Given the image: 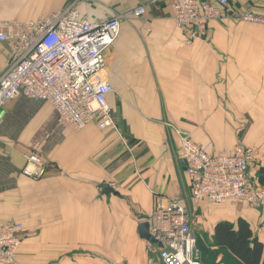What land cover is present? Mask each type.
<instances>
[{"label": "crops", "instance_id": "crops-1", "mask_svg": "<svg viewBox=\"0 0 264 264\" xmlns=\"http://www.w3.org/2000/svg\"><path fill=\"white\" fill-rule=\"evenodd\" d=\"M172 0H0V21H31L72 5L83 18L119 17L104 54L115 128L73 131L43 99L9 101L0 118V225L16 233L19 264H162L138 225L153 220L154 200H183L191 229L211 239L219 221H247L264 244V206L195 204L179 158V130L210 153L236 145L264 167V25L213 20L208 38L185 43ZM143 6L140 16L133 11ZM234 11L264 0H231ZM0 43V75L13 61ZM48 161L46 173H22L25 155ZM107 186L109 189H104ZM219 259V257H218Z\"/></svg>", "mask_w": 264, "mask_h": 264}, {"label": "built area", "instance_id": "built-area-1", "mask_svg": "<svg viewBox=\"0 0 264 264\" xmlns=\"http://www.w3.org/2000/svg\"><path fill=\"white\" fill-rule=\"evenodd\" d=\"M171 8L187 44L206 40L213 20L232 17L264 25V16L252 7L233 12L231 0H172ZM144 11L141 6L132 13L140 16ZM119 30V17L89 20L72 5L31 21H0V43H8L14 58L0 75V118L9 101L24 96L47 101L73 131L88 125L100 130L115 128L107 100L113 88L105 75L104 54ZM178 134V155L185 161L193 203L264 206V186L251 172L254 149L236 145L228 151L210 153L209 146L194 142L188 131L179 130ZM25 160L24 175L39 178L46 173L48 161L39 153L28 152ZM148 222L157 242L153 249L162 264H202L182 199L171 197L163 203L162 198L155 197L154 217ZM21 228L16 221L0 225V264H19L16 233Z\"/></svg>", "mask_w": 264, "mask_h": 264}, {"label": "trees", "instance_id": "trees-1", "mask_svg": "<svg viewBox=\"0 0 264 264\" xmlns=\"http://www.w3.org/2000/svg\"><path fill=\"white\" fill-rule=\"evenodd\" d=\"M256 178L264 186V167ZM195 236L202 264H264V244L242 218L216 223L211 239L201 233Z\"/></svg>", "mask_w": 264, "mask_h": 264}, {"label": "water", "instance_id": "water-1", "mask_svg": "<svg viewBox=\"0 0 264 264\" xmlns=\"http://www.w3.org/2000/svg\"><path fill=\"white\" fill-rule=\"evenodd\" d=\"M182 163L185 165V161H182ZM104 189H109V187L105 186ZM138 234L141 238L145 239L148 242L157 243L154 237L149 232V222L148 221H142L139 223Z\"/></svg>", "mask_w": 264, "mask_h": 264}]
</instances>
